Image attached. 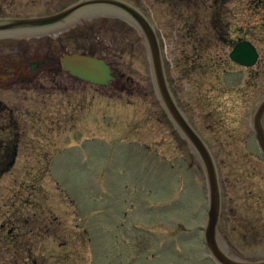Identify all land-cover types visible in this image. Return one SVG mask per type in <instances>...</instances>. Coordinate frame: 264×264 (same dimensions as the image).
Masks as SVG:
<instances>
[{
  "label": "rangeland",
  "instance_id": "obj_1",
  "mask_svg": "<svg viewBox=\"0 0 264 264\" xmlns=\"http://www.w3.org/2000/svg\"><path fill=\"white\" fill-rule=\"evenodd\" d=\"M64 1L0 0V15H55ZM129 1L155 27L170 90L216 161L221 247L263 261L264 158L252 121L264 99V0ZM82 24L48 42L95 54L119 78L107 87L76 81L74 91L64 76L60 92L44 87L47 77L31 91L0 92L8 107L29 111L18 117L17 161L0 174V264H15L17 253L18 264H123L128 254L136 264H213L203 242L204 169L161 105L144 37L108 20ZM241 41L257 49L254 67L230 59Z\"/></svg>",
  "mask_w": 264,
  "mask_h": 264
},
{
  "label": "water",
  "instance_id": "obj_2",
  "mask_svg": "<svg viewBox=\"0 0 264 264\" xmlns=\"http://www.w3.org/2000/svg\"><path fill=\"white\" fill-rule=\"evenodd\" d=\"M102 7V11H99ZM91 11V12H89ZM91 13L93 17L105 16L119 18L134 26L146 41L152 68L155 88L163 109L182 138L187 141L192 151L199 158L207 180L209 211L205 225V238L210 253L218 264H264L258 262H240L229 258L220 248L216 233L222 211V191L216 161L208 145L195 131L186 115L179 108L169 87L161 44L155 27L148 16L139 8L126 0H81L69 9L45 18L1 20L5 28L0 33L16 29H29L35 26H47L63 23L74 16L81 18L82 14ZM232 61L245 67H254L259 60L257 49L250 42L238 43L230 54ZM64 68L77 79L96 85L107 87L115 81L117 75L110 65L102 59L90 55L66 57ZM264 99L259 103L254 116L253 128L264 158Z\"/></svg>",
  "mask_w": 264,
  "mask_h": 264
},
{
  "label": "flooded vegetation",
  "instance_id": "obj_3",
  "mask_svg": "<svg viewBox=\"0 0 264 264\" xmlns=\"http://www.w3.org/2000/svg\"><path fill=\"white\" fill-rule=\"evenodd\" d=\"M80 1L81 0H65L64 1L65 3H70V2L71 3L68 6L67 5L64 6V8L62 7L63 10L62 9L61 10L64 11L76 5V3ZM168 1L170 2L171 0H168ZM175 1H178V0H175ZM101 9L102 7H99V11H102ZM50 15H46V16H50ZM46 16H36L33 18H42ZM82 17L84 18L83 20L74 16L73 18L63 23H59V24H52V25H47V26H35L29 29L27 28V29H16L14 31L12 30V31H9V33L5 31L6 33L4 34L0 33V92L3 91V92L10 93V92H17L21 90L31 91L32 89L37 88V82H40V80L44 82V81H47L48 79H50L51 81L49 82V85H48V82L43 83L44 87L53 88L55 90H59L60 92H62V90H64L65 88L64 87L65 85L63 84V81H62L64 76H67L69 79H71L74 82V84L69 87H72V89L76 91V81L78 82H83V81L77 79L76 76H72L64 68L65 58L67 56L68 57L74 56L76 55V53L70 54L67 51H65L63 44H52V43H49L48 41L53 40L54 42H58L61 36H64L65 34L69 32L76 31V27H78L80 23H83L82 26L84 25V27H87V26L90 27L91 23H95L99 20H102V21L108 20L112 22H117L121 25L127 24L126 21L119 19V18H110V17L101 16V15L93 17L91 13L87 15L84 14ZM11 19H27V17L26 18H16V17L9 16V14L0 15V32L4 30L5 25H6L1 20H11ZM32 40H35V41L41 40L39 42H43V43H40L38 45L29 44L27 46H24L23 44H21L23 42H25V44L29 43ZM69 43H71L74 47H76V33L73 34L72 39L69 41ZM82 54L99 58L93 53H89V54L82 53ZM99 59H102V58H99ZM113 72L117 74V77L119 78V74L114 70ZM2 110L4 112H2L0 116V174H3L4 172L9 171L10 168H12L13 165L17 161L18 146H19L20 138H21V135L19 133L20 132L19 128L17 127L18 117H21L22 114H26V112H29L28 110L20 109L19 105H11L8 107L5 101L0 99V112ZM263 126H264V120H263ZM252 132L254 135L255 143L257 145V149L261 153L260 147L257 142L256 135L254 132L253 122H252ZM41 181L42 180H40V182ZM220 184H221V178H220ZM34 204L35 205H33V208L39 207V204L37 202H35ZM14 215H15L14 213H7L6 214L7 221L8 220L11 221L13 219L12 222L16 224L17 216H14ZM33 215L35 217L24 219L23 224L27 226V224L30 222L29 220H31V222H34L33 218H35L36 220L38 214L34 213ZM20 219L22 220V218ZM206 222H207V219L205 221V224ZM223 223H225V220L223 219V192H222V211H221V216H220V220H219L218 227H217L218 244L220 248L224 251V253L231 259H234L240 262H255L247 258H244L241 255H238V256L231 255L229 252H227L221 247L220 229ZM51 224L52 222L49 221L48 218H44L42 220L41 231L43 230V233H46L48 231L49 226H51ZM54 224L55 223H53V226ZM0 229L5 230L3 228V225H1ZM22 230L23 229H21V233H22ZM133 230L135 232H141V233L144 231L143 227H140V226H135ZM5 233L6 231H4L3 233L0 232V234L2 235H4ZM8 233L13 238V230L8 229ZM203 235H204L203 237L204 246L207 249L208 256H209L207 260L210 259L213 264H217L216 260L212 258L208 250V246L205 240V228L204 227H203ZM136 247L138 248L139 255L144 252L143 244L138 243ZM13 257L15 258V260H17V262L16 261H13V262L14 263L16 262L15 264H18L20 260L19 259L20 255L17 253ZM136 263H137V257L133 254H128V258L123 261V264H136Z\"/></svg>",
  "mask_w": 264,
  "mask_h": 264
}]
</instances>
